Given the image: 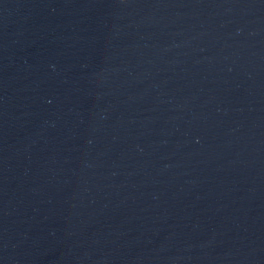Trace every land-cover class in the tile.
Instances as JSON below:
<instances>
[{
  "label": "water",
  "instance_id": "1",
  "mask_svg": "<svg viewBox=\"0 0 264 264\" xmlns=\"http://www.w3.org/2000/svg\"><path fill=\"white\" fill-rule=\"evenodd\" d=\"M0 264H264V0H0Z\"/></svg>",
  "mask_w": 264,
  "mask_h": 264
}]
</instances>
